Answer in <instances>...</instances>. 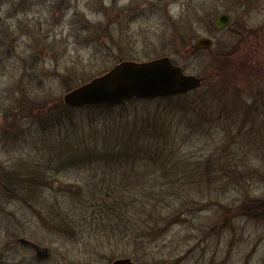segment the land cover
<instances>
[{
    "label": "rangeland",
    "instance_id": "1",
    "mask_svg": "<svg viewBox=\"0 0 264 264\" xmlns=\"http://www.w3.org/2000/svg\"><path fill=\"white\" fill-rule=\"evenodd\" d=\"M222 12L232 23L215 32ZM199 38H212L213 46L194 50ZM164 57L186 74L204 77L196 90L217 95L223 108L214 107L210 117L219 123L184 129L178 110L171 109V129L181 134L172 183L151 175L146 187H154V195H142V187L125 185L138 168L128 165L109 184L131 214L146 204L166 214L187 201L178 219L163 221L149 238L136 234L111 242L88 225L71 238L41 221L38 206L0 192L2 264H111L121 258L136 264H264V216L246 212L250 206L264 212V0H0V169L39 156L41 114L55 112L66 93L122 61ZM164 103L137 101L129 112L160 113ZM68 107L66 119L73 121L110 122L120 113ZM56 125H50L53 132ZM91 173L51 174L38 202L56 199L64 209L68 197L60 191L92 184ZM81 211L79 204L71 208L72 214ZM18 238L48 248V258L37 261Z\"/></svg>",
    "mask_w": 264,
    "mask_h": 264
},
{
    "label": "trees",
    "instance_id": "2",
    "mask_svg": "<svg viewBox=\"0 0 264 264\" xmlns=\"http://www.w3.org/2000/svg\"><path fill=\"white\" fill-rule=\"evenodd\" d=\"M218 58L222 60L223 56ZM218 58L215 62L220 63ZM152 99L165 102L164 111L151 112V114L129 112L137 101ZM220 105L217 95L195 89L171 96L133 98L116 105L76 108L99 112L120 109L119 115L112 117L114 119L110 122L92 120L85 122L82 118L81 121L66 119L67 109L71 107L63 102L55 109V112L47 113L43 110L41 114L43 120L40 118V126L43 134L42 138L37 140L41 146L36 150L39 156L18 160L12 166L0 169V192L8 198L19 199L28 206H38L37 214L41 221L71 238L77 236L78 228L82 229L84 225H88L91 232L98 231L99 237H106L111 242L112 239H126L136 234H140L136 237L141 239L149 238L161 229L159 226L163 221L178 219V210L181 205L185 207L188 202L180 201L179 208L173 203L174 207L171 206L166 214H163L156 205L147 206L150 208L148 214L145 209L147 204L138 207L137 213L131 214L125 197L110 188V184L116 183L115 179L128 165H136L138 168L135 175L125 177L127 183L125 185L142 187L145 190L142 195H154L151 191L154 187L149 186V189L146 187L151 175L155 174L158 180H163L164 185L172 183L171 174L174 166L172 161L180 157L176 143L181 134L176 137L171 129L172 123L168 119L172 115L171 109L178 110L179 119L185 123L184 129H204L207 125L219 123V118L214 119L210 116L215 115L214 107L215 110L223 108ZM55 122L57 125L53 128L58 131L53 132L50 125ZM189 129L188 131H191ZM192 132L194 133L193 130ZM51 133L52 136L48 135ZM48 137L54 140H49ZM124 159H132L135 162H124L122 161ZM149 160L153 162H148ZM211 160L209 156L205 163L207 167L211 166ZM142 163L145 165L142 166ZM141 167H147V169ZM149 167H153L154 172H150ZM72 170L91 171L88 183L92 182V184L73 185L71 188L74 190H61L60 192L68 197L67 202H63L64 209H60L56 199L49 203L45 200L38 202L42 190L46 187L50 188L52 184L51 174H64ZM161 185L162 182L157 183V187ZM76 204L84 208L80 214L71 213V208ZM67 208L68 213L65 210ZM260 208L250 206L252 211L246 212L253 217H263L264 212L263 214L257 212ZM140 214L144 215V220L141 219Z\"/></svg>",
    "mask_w": 264,
    "mask_h": 264
},
{
    "label": "water",
    "instance_id": "3",
    "mask_svg": "<svg viewBox=\"0 0 264 264\" xmlns=\"http://www.w3.org/2000/svg\"><path fill=\"white\" fill-rule=\"evenodd\" d=\"M230 21V16L223 14L216 20L215 28L222 29L228 26ZM195 45L200 49H210L213 40L199 38ZM203 81L204 77L186 74L166 57L143 62L125 61L66 93L63 102L77 108L116 105L133 98H156L187 93L199 88ZM33 247L39 258L48 255L47 248L35 244ZM111 264L136 263L129 258H121Z\"/></svg>",
    "mask_w": 264,
    "mask_h": 264
},
{
    "label": "flooded vegetation",
    "instance_id": "4",
    "mask_svg": "<svg viewBox=\"0 0 264 264\" xmlns=\"http://www.w3.org/2000/svg\"><path fill=\"white\" fill-rule=\"evenodd\" d=\"M241 1L246 2V1H250V0H241ZM223 14H227V15L230 16V14H228L227 12H222V13H220V14L217 15V17L214 19V22H213V29H214L215 32L222 31V30L228 28V27L231 25V23H232V18H231V16H230L231 21H230V23H229L228 26H226V27H224V28H222V29H216V28H215V22H216V20H217L221 15H223ZM211 39H212V38H211ZM212 40H213V39H212ZM196 47H197V46L194 47V48H195L194 50L199 49L198 47H197V48H196ZM17 243H19V244H21V245H24L25 247H30V248L33 250V252H34L35 259H36L37 261H39V262L46 260V259L48 258V256H49V250H48V255H47L45 258H39V257L37 256V252H36V249L33 247V244L38 245V246H40V247H44V246H41V245H39V244H37V243L31 242V241L26 240V239H24V238H18V239H17ZM45 248H46V247H45ZM47 249H48V248H47ZM1 259H2V258H1V255H0V260H1ZM1 264H2V260H1Z\"/></svg>",
    "mask_w": 264,
    "mask_h": 264
}]
</instances>
